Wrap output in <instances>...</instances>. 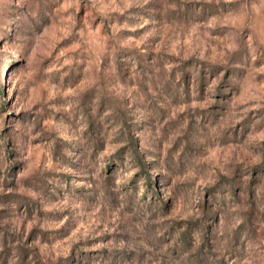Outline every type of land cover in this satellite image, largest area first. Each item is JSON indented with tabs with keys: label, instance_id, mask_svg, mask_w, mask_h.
Here are the masks:
<instances>
[{
	"label": "rangeland",
	"instance_id": "1",
	"mask_svg": "<svg viewBox=\"0 0 264 264\" xmlns=\"http://www.w3.org/2000/svg\"><path fill=\"white\" fill-rule=\"evenodd\" d=\"M0 264H264V0H0Z\"/></svg>",
	"mask_w": 264,
	"mask_h": 264
}]
</instances>
